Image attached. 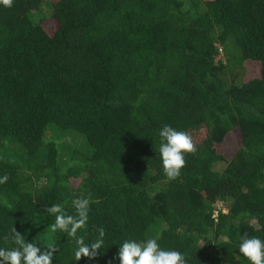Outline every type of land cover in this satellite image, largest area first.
Returning <instances> with one entry per match:
<instances>
[{
	"label": "trees",
	"instance_id": "16d2710c",
	"mask_svg": "<svg viewBox=\"0 0 264 264\" xmlns=\"http://www.w3.org/2000/svg\"><path fill=\"white\" fill-rule=\"evenodd\" d=\"M186 131L169 181L159 130ZM0 247L10 233L53 264H119L126 239L158 238L189 264H248L264 240V0H15L0 6ZM90 200L93 259L47 211Z\"/></svg>",
	"mask_w": 264,
	"mask_h": 264
},
{
	"label": "clouds",
	"instance_id": "9594fccd",
	"mask_svg": "<svg viewBox=\"0 0 264 264\" xmlns=\"http://www.w3.org/2000/svg\"><path fill=\"white\" fill-rule=\"evenodd\" d=\"M15 0H0V6L13 7ZM158 156L163 173L169 181L180 177L186 165V154L196 152L192 137L186 132L163 126L159 132ZM9 180L7 174L0 175V185ZM75 215L69 214L61 204H53L47 209L55 217L51 231L66 234L75 242L74 257L79 261L82 257L95 258L105 247V229L100 227L94 242L86 243L84 232L87 230L90 211L88 198H76L72 202ZM15 247H0V264H53L55 247L49 244L42 250L36 243L28 242L25 236L16 232L13 227L9 234ZM239 254L248 264H264V240L247 233L240 237ZM113 261L119 264H189V258L182 252L166 249L158 242V238L149 237L143 241L126 239L120 243Z\"/></svg>",
	"mask_w": 264,
	"mask_h": 264
}]
</instances>
